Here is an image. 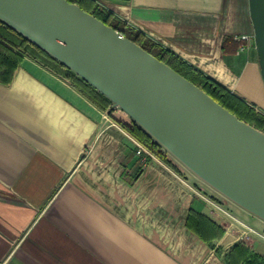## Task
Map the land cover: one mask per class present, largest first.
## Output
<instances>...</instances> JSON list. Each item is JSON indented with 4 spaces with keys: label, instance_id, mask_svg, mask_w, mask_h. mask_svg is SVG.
<instances>
[{
    "label": "crops",
    "instance_id": "0c3cea01",
    "mask_svg": "<svg viewBox=\"0 0 264 264\" xmlns=\"http://www.w3.org/2000/svg\"><path fill=\"white\" fill-rule=\"evenodd\" d=\"M94 1L264 114L249 0ZM135 140L25 55L0 83V264H230L224 254L242 239L264 257L263 218L254 229L164 161L142 164ZM232 219L252 232L236 236Z\"/></svg>",
    "mask_w": 264,
    "mask_h": 264
},
{
    "label": "water",
    "instance_id": "95a60500",
    "mask_svg": "<svg viewBox=\"0 0 264 264\" xmlns=\"http://www.w3.org/2000/svg\"><path fill=\"white\" fill-rule=\"evenodd\" d=\"M264 75V0H249ZM0 19L105 94L208 184L264 219V131L69 0H0Z\"/></svg>",
    "mask_w": 264,
    "mask_h": 264
},
{
    "label": "trees",
    "instance_id": "16d2710c",
    "mask_svg": "<svg viewBox=\"0 0 264 264\" xmlns=\"http://www.w3.org/2000/svg\"><path fill=\"white\" fill-rule=\"evenodd\" d=\"M69 1L79 4L85 10L93 13L105 23L111 25L125 36L134 40L150 53L154 54L172 66L176 71L200 86L205 92L224 107L235 113L239 118L264 131V114L255 110L224 85L186 62L170 49L154 41L142 31L131 26L110 10L103 8L94 0ZM228 39L231 38L227 37L225 42H227ZM240 44L241 42H239L238 45ZM25 55L50 67L56 73L69 80L100 107L108 109L109 116L117 124L142 143L152 154L167 163L170 167H174L166 158L165 154H163L161 145L122 109L114 107L112 101L105 94L97 90L91 83L81 76L71 73L70 68L65 64L61 63L51 54L0 19V83L10 84L13 81L15 73ZM55 63H58V65ZM188 224L194 231L205 238V234L207 233L206 225L202 223L201 220H193L190 215L188 217ZM214 228L220 230V227L216 224H214ZM229 259L230 264H264L263 256L259 254H250V251L240 243L232 247Z\"/></svg>",
    "mask_w": 264,
    "mask_h": 264
},
{
    "label": "rangeland",
    "instance_id": "374dc122",
    "mask_svg": "<svg viewBox=\"0 0 264 264\" xmlns=\"http://www.w3.org/2000/svg\"><path fill=\"white\" fill-rule=\"evenodd\" d=\"M55 64L58 65V63H55ZM70 72L73 74H77L72 69H70ZM112 105L116 108L121 109L120 107L115 106L113 103H112ZM160 145H161V150H162L163 154H165L166 158L174 166L173 168L176 169L178 171V173L181 174V176L185 177L188 180L190 179L191 181H194V182H197L198 184H201L206 190L209 191L208 194L213 193L216 196V200L219 203H226V204H223L224 207H227L230 211H232V213L236 216V218L238 217V220L240 219L241 221L245 222L247 225H249V226L251 225V227L254 229L260 228L261 226H263V224H262L263 221L259 222L258 220H260V219L256 215H253V213H250V211L243 208L242 206H240L239 204H237L236 202H234L233 200L228 198L226 195H224L223 193H221L220 191L215 189L213 186L208 184L204 179H202L192 169H190L185 163H183L178 157H176L172 152H170L165 146H163L162 144H160ZM148 161H155V162L159 163V161H162V160H160L157 156L154 155L152 157L150 156ZM165 165L169 166L167 163ZM244 214L250 216L251 221L257 220L258 222L248 224L246 222ZM232 221L234 222L232 229L235 232L234 234L236 236H246V233H245L246 231L252 232L248 228V226L241 224L239 221H235L234 219H232ZM216 234H219V232H217ZM238 243L243 244V246L250 251V254L253 253L251 250V245L249 244V241H247L246 239H242L241 241H238ZM232 246H235V245H232ZM232 246L230 247V250L232 249ZM229 254L230 253H225L224 255L226 256V259L230 261Z\"/></svg>",
    "mask_w": 264,
    "mask_h": 264
},
{
    "label": "built area",
    "instance_id": "2783aa9c",
    "mask_svg": "<svg viewBox=\"0 0 264 264\" xmlns=\"http://www.w3.org/2000/svg\"><path fill=\"white\" fill-rule=\"evenodd\" d=\"M240 40H243L244 42L240 44L239 49L240 50H245L250 46V36L248 34H241L238 36ZM137 149L136 152L139 155L141 159L142 164H146L148 162L149 157L154 156L142 143H140L138 140H135Z\"/></svg>",
    "mask_w": 264,
    "mask_h": 264
}]
</instances>
